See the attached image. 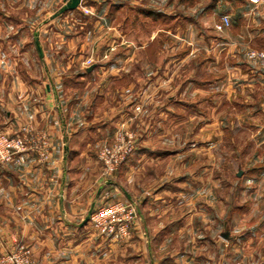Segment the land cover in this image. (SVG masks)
I'll return each instance as SVG.
<instances>
[{
	"label": "rangeland",
	"instance_id": "374dc122",
	"mask_svg": "<svg viewBox=\"0 0 264 264\" xmlns=\"http://www.w3.org/2000/svg\"><path fill=\"white\" fill-rule=\"evenodd\" d=\"M69 1L0 0V127L14 81L32 78H64L66 102L119 117L88 149L98 204L109 192L137 218L123 241L91 226L96 264H264V65L249 56L264 52V0H111L109 23L97 6L61 12ZM120 131L135 147L108 174L99 154Z\"/></svg>",
	"mask_w": 264,
	"mask_h": 264
},
{
	"label": "crops",
	"instance_id": "0c3cea01",
	"mask_svg": "<svg viewBox=\"0 0 264 264\" xmlns=\"http://www.w3.org/2000/svg\"><path fill=\"white\" fill-rule=\"evenodd\" d=\"M84 4L97 6L100 21L106 23L113 19L114 8L120 6L111 0ZM137 6L139 0L126 4L130 11ZM46 37L44 31L36 32L44 54ZM68 64L59 66L60 71L69 69ZM18 82L13 83L12 99L17 104L1 127L15 131L28 123L46 131L53 152L46 162L31 156L23 165H0V255L24 243L42 264H96L99 240L93 237L91 223L84 220L93 203H98L103 178L88 140L113 134L119 117L114 112L98 113L96 101L92 111L78 109L87 100L84 95L82 99L75 97L73 104L66 102L64 78L62 81L59 76L48 81L32 78Z\"/></svg>",
	"mask_w": 264,
	"mask_h": 264
},
{
	"label": "built area",
	"instance_id": "2783aa9c",
	"mask_svg": "<svg viewBox=\"0 0 264 264\" xmlns=\"http://www.w3.org/2000/svg\"><path fill=\"white\" fill-rule=\"evenodd\" d=\"M84 0H80L84 7ZM232 24V18L224 13L217 21L215 28L224 31ZM249 56L259 60L264 65V52L252 50ZM116 142L105 145L99 154L108 174L123 162L133 151V139L126 131L117 134ZM53 145L46 131L37 129L31 124H21L17 130L8 131L0 127V165H23L34 157L40 162H46L52 157ZM90 214L91 226L101 235L114 240L123 241L130 236L137 218V207L134 202L120 197L113 198L109 192L102 196ZM0 264H42L32 248L24 243L18 244L13 250L0 255Z\"/></svg>",
	"mask_w": 264,
	"mask_h": 264
},
{
	"label": "water",
	"instance_id": "95a60500",
	"mask_svg": "<svg viewBox=\"0 0 264 264\" xmlns=\"http://www.w3.org/2000/svg\"><path fill=\"white\" fill-rule=\"evenodd\" d=\"M79 4H80V0H70L69 3H68L67 5H64V6L60 9V11L63 12V11H65V10H67V9H74V8L78 7ZM37 44H38V49H39V51L42 52L41 46H40V44H39L38 41H37ZM94 67H95V65L92 64V65H90V66L88 67L87 70H88V71H91ZM94 207H95V203H93L92 207L90 208V210H89V212H88V215H87V217L85 218L84 222H88V221H89V219H90V214L92 213Z\"/></svg>",
	"mask_w": 264,
	"mask_h": 264
},
{
	"label": "trees",
	"instance_id": "16d2710c",
	"mask_svg": "<svg viewBox=\"0 0 264 264\" xmlns=\"http://www.w3.org/2000/svg\"><path fill=\"white\" fill-rule=\"evenodd\" d=\"M151 12L155 13L156 11L150 10ZM161 13V12H160ZM156 14V13H155ZM161 15V14H160Z\"/></svg>",
	"mask_w": 264,
	"mask_h": 264
}]
</instances>
